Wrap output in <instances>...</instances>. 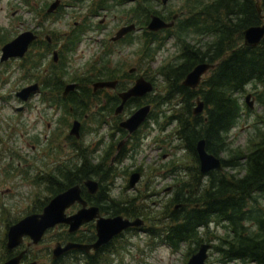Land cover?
<instances>
[{"label": "trees", "instance_id": "16d2710c", "mask_svg": "<svg viewBox=\"0 0 264 264\" xmlns=\"http://www.w3.org/2000/svg\"><path fill=\"white\" fill-rule=\"evenodd\" d=\"M260 1L264 14V0ZM139 5L137 17L145 20L150 12L145 2ZM185 8L190 13L179 23L174 35L183 47L182 51L175 60L158 68L164 79L162 86L165 91L158 98L157 95L156 98L149 95L148 102L157 108L160 104L176 105L167 119L177 124V137L183 149L192 155L194 164L189 168V177L179 176L174 197L162 205L159 216H154L158 222L147 229L160 240L159 244L164 243L173 251L189 245L194 253L202 243L210 240L206 236H209L211 225L221 224L224 233L221 236L213 234L211 238L218 240L212 248L221 255L223 262L241 260L264 264V113L248 148L233 147L229 140L230 132L246 109L241 96L249 84L254 89L263 88L261 93L257 90L256 93L264 105V38L254 47L244 42V30L263 22L257 0H190ZM143 29L144 54L153 59L169 35L157 36L145 27ZM81 33L75 35L73 29L71 35L80 39ZM74 37L69 40L72 44L69 49L79 43L74 42ZM10 38L0 31V46ZM127 40L131 41L132 36ZM44 44L47 50L51 49L47 40ZM44 44L42 39H37L22 59V66L28 70L42 69L41 48ZM204 62L216 64L211 74L197 90L185 86L183 79L188 72ZM109 63L94 62L92 68L96 72L95 69L101 67V78L116 75L132 78L135 75L134 72H124L119 66L109 68ZM144 73L148 72L145 70ZM40 75L42 82V71ZM65 77L62 72L45 73L44 89L61 90L59 82ZM198 97L204 102L205 109L201 114H194ZM85 98L80 99V106ZM84 107L86 105L82 109ZM201 139L206 140L208 152L221 158L223 170L201 173L196 149ZM114 149L112 146L101 159L84 152L78 164L48 162V168L42 172V186L47 192L42 204L74 183L96 179L100 185L98 193L104 194L99 204L106 212L145 215L143 196L110 195V188L122 169L118 168L121 156L113 160ZM56 152L52 147L50 154L58 159ZM222 154L226 156L221 157ZM174 203H178L177 209ZM101 259L107 262V257ZM80 260H77L78 264ZM94 261L98 264V260ZM61 264L69 263L63 260Z\"/></svg>", "mask_w": 264, "mask_h": 264}, {"label": "flooded vegetation", "instance_id": "af4514ba", "mask_svg": "<svg viewBox=\"0 0 264 264\" xmlns=\"http://www.w3.org/2000/svg\"><path fill=\"white\" fill-rule=\"evenodd\" d=\"M24 1L27 2V0ZM189 1L190 0H61L60 4L54 11H49L51 8V3L45 5V7L43 6L42 11L43 13L45 12V16L46 14L64 15L66 13H75L72 17L75 19L74 23L79 27L71 28L69 31L60 32L58 35L53 33L51 34L49 32L42 36V43L44 44L47 40L50 45L49 48H51L47 50L45 48V44L44 47L41 48L42 84L39 81L30 83L27 77L28 70L26 69L23 77L24 82L17 85V89L0 94V122L1 124H4V132H0L1 144L5 142L7 144L9 143V137L11 133L14 132L19 124H23L27 121L23 115L31 114L35 107H37L36 113L38 115V119L42 120V105H44V110L50 108L51 111L55 112V114H52L50 117L51 119L47 120L46 122L48 125V132L40 131L39 135L38 133L36 134V140L39 141L38 153L42 155V134H44L45 138H48L47 141H49L50 144L53 143L54 149L59 147V152H63V150L66 151L65 155H62L61 158L59 156L61 160H58L55 156L50 154V162L52 163H63L70 161L73 164H78L82 158L80 155L84 152L91 153L92 156L95 155L98 159H101V156L106 155L108 150L114 146L115 154L113 156V160L121 156L122 159L120 160L118 168L120 169L122 167V170L128 173V186L130 177L134 173L141 174V179L138 182L141 183L143 181L145 166L139 163V165H134L135 168L130 167L126 162V159L130 145H132V150L134 152L137 149L136 146L141 144L140 140L142 138L141 134L143 130L147 128L149 122L152 119L156 118V113L153 111V108L155 109L156 105L154 103L152 105V102H148V96L154 95L156 98V94L159 93V90L163 86L155 77L152 78V76L147 75L145 77L154 85L155 91L152 94H147L144 96L130 97L124 106L120 107L122 104V98L120 94L130 89L135 84L137 78L142 74L134 73L135 75H132V78H124L122 75L101 78L100 74L102 69L99 66V68L95 69L96 72H94L93 68H91L90 70L87 69L86 74H80L76 76L71 75L72 73H68L67 70L69 68L67 66V62L75 61L74 55L72 54V52L75 50V47H73V49L68 48L72 45L69 40L74 37L71 35V32L73 29L75 30V35L77 32H82L80 39L74 37V42H79V44H81L85 34L90 31H100L101 35L99 36V41L101 48L92 52L91 59H87L88 62H118L115 60L116 53L118 52V55L123 53L119 46H125V43L129 40H127L128 36H132V40H134L133 37H135L134 35L136 32L143 34L144 36V27L148 31L154 32V34L157 36L160 35L164 37L165 34L168 33L167 35H169V37L164 39V43L166 40L167 41L166 44L163 43V46L167 45L168 41L170 40H175L177 42L174 35L177 33L176 30H178L179 23L183 18H187L190 13V11H188L189 9H187L188 7L185 8ZM143 2H145L146 7H148L147 10L150 12L149 17L145 20L138 19L137 17V14H139L137 12L140 8L139 4H142ZM112 11H116L118 16L123 14L121 12L126 11V13L128 12L131 14V17L128 20H121V22L115 23L116 25L111 31V27H108L109 25L108 23H105V21L111 16L117 17L116 15L112 14ZM154 16L160 18L169 26L160 29H149V24L153 20ZM95 19L99 20V23L96 25L94 24ZM130 25H135V27L132 28L131 31L124 33L118 39H114L124 27H128ZM40 28V26L36 27L37 30H40ZM43 33L44 28L42 27V34ZM178 45L180 47V54L183 47L179 43ZM51 56L52 59H50ZM10 61L21 62V59L12 58L7 62L0 63L5 64L9 63ZM47 62L52 63L48 64ZM22 63L23 62H21V65ZM115 66L122 67V70L124 68V64L121 63H119V65H111L109 63L108 65L109 68H114ZM213 69H210L207 73H205L200 84L192 89L197 90L205 78L211 74ZM18 71L19 68L14 70V73ZM54 71L58 72L59 74L62 72L65 74V76H67L61 79L62 82H59V88L61 90L44 89L43 76L47 72L53 73ZM126 71L132 73L131 70ZM158 74L162 77L160 73ZM101 81H113L115 83L112 86L96 87V83ZM163 82L164 79L161 83ZM32 85H37L38 88L29 93H21L22 89ZM36 94L40 99L38 102L31 105V100ZM84 97H86L84 104L81 102L82 105L80 106V99ZM12 101L19 102V105H12ZM84 105H86V107L82 109V106ZM144 105L151 106V110L145 122H143L133 131H130L128 128L122 125L126 119L131 117V115L136 110ZM9 107H12L13 111L17 112L20 116L15 117L14 113L6 114L5 111L8 110ZM36 122L37 121L35 120L34 123ZM75 126L76 129L74 130ZM62 128H67V132L65 133L63 140L61 142H57L56 140L51 139L53 132L57 138L56 132ZM94 134L98 135L96 142L91 138V135ZM30 137L32 140H34V135ZM85 138H87V140H85ZM32 147L33 149H37L36 144H33ZM4 149L5 147H3L0 151V162L3 163L7 161V163L11 165L12 172L9 170L0 171V221L2 222V225L0 226V264H5L9 260L15 258L19 260L18 264H61V261L63 260L69 264H73V262H69V260L72 259L77 261L80 257H85L88 264H96L94 260H97V258L100 259L102 257L105 258L112 254L115 251L113 250L115 244H117L121 239H126V234L135 236L136 233L145 232L149 235H152L147 229L152 225L154 220L152 215H147L146 213L145 215L127 213L111 214L106 212L104 207L99 204L104 199V194L100 195L98 193L100 192V185L98 189L90 191L89 187L85 184V180L81 184L74 183L58 194L65 192L73 186L79 185L82 190L81 196L87 202V207H98L100 216L108 218L122 215L124 218H128L130 220L142 218L144 222H142L141 225L130 226L126 228V230H124L122 233L114 236L107 243L102 244L98 249L95 250L92 248L89 252L79 249H72L64 251L60 254L58 253L57 255L54 253L58 245L63 247L69 242L78 244L95 243L99 239L96 230V218L88 222H84L80 227L73 231L70 230V225L66 223H56L54 226L48 228L45 231L43 237L38 242H34L30 235H24L22 237V241L10 245L8 235L9 228L24 217L32 214H41L43 209L53 197L44 205L42 204V167L39 169L36 168V173L35 171L31 172L30 164L28 162L22 163V160L26 161L22 155L20 156L22 160L18 162L20 165L15 166L14 164L10 163V161L14 160L15 158V154H13L15 149ZM17 156L19 157V153ZM122 170H120V172ZM15 171L18 172L19 175L15 176L14 178L20 177L22 182H29L30 185L33 186L34 190H31L30 194H27L26 197L18 192L6 193V195H10V197L14 196L16 199L19 198L22 200L21 204L17 207V209L21 211L20 214L17 215L16 218L7 220V224L4 225V215L9 210V208L1 201V196L5 193V190H11V186L5 183L4 179L12 181L11 175L12 173H15ZM170 171L173 173V170ZM120 172L118 171L117 177H119ZM126 179L127 178H125V180ZM177 183L178 182L174 183V186L165 188L168 192V195H171L169 201L174 197L175 185ZM113 186H115V183ZM113 186L110 188V195L113 193ZM135 187L131 188L129 186L128 190H138V187ZM148 197L150 196L148 195ZM108 200L110 202V197H108ZM11 205L16 207L15 202H12ZM173 206L177 209L178 203H174ZM82 208L83 204L76 202L71 207L66 209V213L70 216L76 214ZM145 209L147 208L145 207ZM11 211H14V208H12ZM148 217L152 219H148ZM52 233L54 234L52 235ZM92 256H94L93 259ZM99 259L97 262L98 264H101ZM103 261H105V259Z\"/></svg>", "mask_w": 264, "mask_h": 264}, {"label": "rangeland", "instance_id": "374dc122", "mask_svg": "<svg viewBox=\"0 0 264 264\" xmlns=\"http://www.w3.org/2000/svg\"><path fill=\"white\" fill-rule=\"evenodd\" d=\"M54 0H0V31H2L7 36L13 38L24 30H33L35 27L41 24L39 30L40 36L45 35V33H53L58 35L60 32L69 31L71 28L79 27L76 25L75 19L72 17L75 13H66L64 15L53 14L50 17L45 16L43 13V6L50 4ZM186 4V3H184ZM185 6V5H184ZM183 6V7H184ZM182 7V8H183ZM73 10V9H72ZM77 10V9H76ZM74 10V11H76ZM120 16L116 11H112V14L117 17H109L106 19L105 23H108V27H111L112 31L115 27V23L121 22V20H128L131 17L130 13L126 11L121 12ZM73 19V20H72ZM83 19V18H81ZM40 23V24H38ZM99 23L98 19H95L94 24ZM42 27L44 28V33L42 34ZM107 27V28H108ZM55 32V33H54ZM101 35L100 31H90L83 36L81 44H78L75 47V50L72 52L74 55V62H67L69 67L68 73L71 75H80L86 74L87 69L90 70L93 67L94 62H88L87 59H91L92 52L94 50L101 48L99 36ZM134 40L127 41L125 46H119L122 49L123 53L118 55L116 53L115 60L118 62H111V65H116L119 63L124 64L123 70H130L135 68V74H147L149 76L155 77L161 85H163L162 77L158 74V68L161 65H164L171 60H175L179 54V45L175 40L168 41L158 53L155 54V58L146 57L144 54V45H143V34L135 33ZM95 37V38H94ZM52 59V56L50 57ZM121 61V62H119ZM52 63V62H47ZM32 64V62H29ZM33 65V64H32ZM19 68L18 72L14 73V70ZM28 70V69H27ZM145 70L148 73H144ZM42 69L33 70L30 69L27 71V77L30 83L39 81L41 84V75L40 72ZM26 72V67L21 65V62L10 61L9 63H0V94L3 92H9L14 89H17V85L24 82L23 77ZM12 88V89H11ZM256 90L261 93L263 88L258 87L254 89L252 84H249L246 88V91L241 96V101L246 107L243 115L241 116L236 127L230 132L231 145L233 147H242L248 148L254 134V130L261 125L260 120L261 116L264 113V105L259 101V95L256 93ZM163 87L159 90V93L156 94L157 98L164 92ZM251 93L250 101L253 102V108L247 110L246 96ZM40 98L37 97V94L31 100V105L38 102ZM12 105H19V102H11ZM153 105V103H152ZM40 106V105H39ZM176 105L174 103L169 104H160L158 108H153L154 113H156V118L152 119L149 122L147 128L142 132V138L140 140L141 144H138L137 149L133 152L132 145L129 147L128 156L126 159L127 164L130 167L135 168L134 165H139L141 163L144 165V175L143 181L138 183L135 189H127L128 186V173H125L122 169L119 177L115 180V186H113V196L120 197L121 195L129 196H143V204L146 206L145 213L147 215H152L155 222H158L154 216H159L161 206L169 202L171 195H168V192L165 188L169 186H174L173 184L179 180V176L189 177L190 175V166L194 164L192 155L183 149V146L176 134L177 124L171 123L167 116L172 114ZM15 107V106H14ZM178 107V105H177ZM42 105V120L38 119L36 113L37 107H35L31 114L23 115L27 121L23 124H19L14 132L11 133L9 137V143L6 142L1 144L0 142V151L3 147L5 149H15L14 153L15 158L11 160L10 163L20 165V156L22 155L26 161L22 160V163L28 162L31 166L30 171L33 172L42 167V172L48 168V162H50V152L53 147V143L50 144L48 138L42 134V155L39 152L37 133L48 132L47 120L51 119V115L55 112L51 111L50 108L43 109ZM172 108V109H171ZM6 114L14 113V116H20L17 112L13 111L12 107H9L5 111ZM35 120L37 121L36 123ZM46 120V121H45ZM4 124L0 122V132H4ZM67 132V128H62L56 132L57 138L54 135L51 139L61 142ZM34 135V140L30 136ZM91 138L97 141L98 135H91ZM144 139V140H143ZM87 140V138H85ZM143 141V142H142ZM27 144L30 143V144ZM36 144L37 149H33L32 145ZM97 146V145H96ZM4 149V150H5ZM56 153L60 156L65 155V152H59V147H56ZM54 151V150H53ZM52 151V152H53ZM19 153V157L17 154ZM58 156V160H61ZM225 154H222L221 157H225ZM18 163V164H17ZM52 163V162H50ZM50 165V164H49ZM179 168V169H178ZM174 169V170H173ZM9 170L12 172L11 165L9 163L0 162V171ZM173 170V173L170 171ZM2 173V172H1ZM36 173V171H35ZM18 172L12 173L11 179L9 181L4 179V182L11 186V190H5V193L1 196V201L7 205L9 210L4 215V225L7 224V220L11 218H16L20 214V210L17 207L21 204L22 199H16V197L6 195V193L18 192L23 194L24 197L27 194H30L31 190H34L33 186L29 182H22L18 176ZM126 176V177H125ZM4 177V176H3ZM5 178V177H4ZM14 178V179H13ZM125 178H127L125 180ZM135 187V188H136ZM47 195V192L42 186V200ZM148 195L150 197H148ZM29 196V195H28ZM12 202L16 203V207L11 205ZM14 208V211L11 209ZM11 211V213H10ZM1 220V217H0ZM154 220L152 222L155 225ZM151 224V223H149ZM2 222L0 221V226ZM1 232V231H0ZM224 233V228L221 224L216 225L212 224L209 230L210 240L206 242L213 245L217 244L218 240L211 238V235L218 234L221 236ZM54 233H52L53 235ZM135 234V233H134ZM126 239H121L117 244H115L112 254L107 256V262L103 259H99L101 264H187L190 257L192 256V247L189 245H184L179 251H173L169 246L164 243L159 244L160 240L154 235H149L145 232L136 233L135 236L131 234H126ZM125 241V242H124ZM80 256V255H79ZM79 264H88L85 258H78ZM69 262L73 264H78L77 261L72 259ZM207 264H254L251 262H243L241 260L223 262L221 255L216 252L213 248L210 250V255Z\"/></svg>", "mask_w": 264, "mask_h": 264}, {"label": "water", "instance_id": "95a60500", "mask_svg": "<svg viewBox=\"0 0 264 264\" xmlns=\"http://www.w3.org/2000/svg\"><path fill=\"white\" fill-rule=\"evenodd\" d=\"M57 6V2L52 4L50 11H53ZM257 8L264 19V14L262 13L261 1L257 0ZM169 26L163 22L158 17H153V20L149 24V29H160L163 27ZM135 25H130L124 27L114 39H118L124 33L131 31ZM37 38V35L32 31H24L14 39L6 43L1 51L2 55L0 58L1 62L7 61L10 58H19L25 56L28 51L30 44ZM264 38V22L260 25L250 26L244 30V42L248 46H257L261 43ZM215 65L212 63H200L195 66L185 77L183 84L190 87H197L203 75L211 68H214ZM133 72V69H131ZM115 82L113 81H101L96 83V87H105L112 86ZM153 84L148 81L143 75L138 77L135 84L128 89L126 92L121 93L122 104L120 107H123L126 101L130 97L135 96H144L147 93L153 90ZM38 88L37 85H32L22 89L21 93H29ZM251 94H248L246 100L248 105L253 108V102L250 101ZM151 110L150 105H144L138 110H136L131 117L126 119L122 125L128 128L130 131L138 128L147 118ZM204 110V102L198 98L197 106L194 108V114L202 113ZM77 126V125H76ZM76 126L74 130L76 129ZM197 153L200 163L201 173H208L211 170H223V164L220 157L210 153L206 148V140L201 139L197 143ZM140 173H134L130 177V186L133 187L140 180ZM85 184L91 190H96L99 188L98 181L94 179H88L85 181ZM81 187L79 185L73 186L70 189L66 190L63 193H60L53 197L47 206L43 209L41 214H32L22 220H20L15 225H12L9 229V240L10 245L22 241L24 235H30L34 242H38L44 235L45 231L54 226L56 223H66L70 225V230L73 231L81 226L84 222H88L92 219L96 220V230L99 239L93 244H78L74 242H69L65 246L61 247L58 245L55 249V255L62 253L64 251L72 249H80L86 252H89L92 248L98 249L102 244L110 241L115 235L121 233L124 229L130 226L141 225L143 220L135 219L130 220L124 218L122 215L115 217H102L99 214L98 207L92 206L87 207V202L81 196ZM76 202L82 203L83 208L80 209L76 214L67 215L66 209L71 207ZM60 244V243H59ZM212 248L210 243H202L197 252L193 253L189 259L188 264H207L209 258V250ZM19 260L17 258L11 259L5 264H18Z\"/></svg>", "mask_w": 264, "mask_h": 264}]
</instances>
